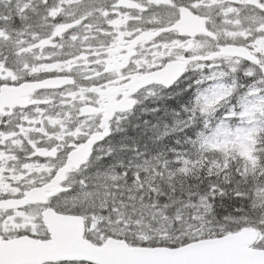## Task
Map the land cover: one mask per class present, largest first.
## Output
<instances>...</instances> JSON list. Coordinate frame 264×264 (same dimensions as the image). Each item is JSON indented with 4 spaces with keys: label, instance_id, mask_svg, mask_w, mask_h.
I'll list each match as a JSON object with an SVG mask.
<instances>
[{
    "label": "snow or ice",
    "instance_id": "6c2138e0",
    "mask_svg": "<svg viewBox=\"0 0 264 264\" xmlns=\"http://www.w3.org/2000/svg\"><path fill=\"white\" fill-rule=\"evenodd\" d=\"M0 264H264V0H0Z\"/></svg>",
    "mask_w": 264,
    "mask_h": 264
},
{
    "label": "trees",
    "instance_id": "16d2710c",
    "mask_svg": "<svg viewBox=\"0 0 264 264\" xmlns=\"http://www.w3.org/2000/svg\"><path fill=\"white\" fill-rule=\"evenodd\" d=\"M155 104L157 103H153L152 105H150V111L155 106ZM160 105H161V111L158 113H154L151 111L150 117L154 120V122L158 124H164V123H167L170 119L174 118L176 115H175V112L173 111L174 108H167L162 104ZM165 109H167V111H165ZM176 111H178V109ZM178 118L179 117H177V119ZM154 122L150 121L149 125H147L145 128L142 127L143 122L140 120L132 122L131 123L132 126L128 128L129 135H135L137 133L141 135H144V134L151 135L150 134L151 128H152L151 125H153ZM161 146L163 147L162 144Z\"/></svg>",
    "mask_w": 264,
    "mask_h": 264
},
{
    "label": "bare ground",
    "instance_id": "6f19581e",
    "mask_svg": "<svg viewBox=\"0 0 264 264\" xmlns=\"http://www.w3.org/2000/svg\"><path fill=\"white\" fill-rule=\"evenodd\" d=\"M182 84H184V83H182Z\"/></svg>",
    "mask_w": 264,
    "mask_h": 264
},
{
    "label": "rangeland",
    "instance_id": "374dc122",
    "mask_svg": "<svg viewBox=\"0 0 264 264\" xmlns=\"http://www.w3.org/2000/svg\"><path fill=\"white\" fill-rule=\"evenodd\" d=\"M159 104H161V103H159Z\"/></svg>",
    "mask_w": 264,
    "mask_h": 264
}]
</instances>
